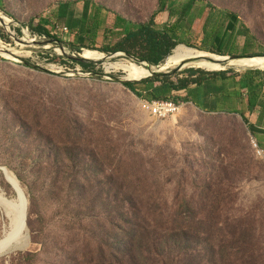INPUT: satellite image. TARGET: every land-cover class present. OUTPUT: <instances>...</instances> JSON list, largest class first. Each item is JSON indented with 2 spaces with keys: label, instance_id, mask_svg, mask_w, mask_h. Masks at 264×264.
<instances>
[{
  "label": "rangeland",
  "instance_id": "rangeland-1",
  "mask_svg": "<svg viewBox=\"0 0 264 264\" xmlns=\"http://www.w3.org/2000/svg\"><path fill=\"white\" fill-rule=\"evenodd\" d=\"M207 2L229 11L254 38L245 47L237 37L236 56L264 55V0H204L195 12ZM159 5L0 0L11 22L0 19V40L13 53H0V165L28 199L29 244L0 256V264H264V156L243 118L199 109L185 91L174 94L182 105L177 115L156 119L122 83L125 73L107 68L134 62L103 50L149 21ZM97 9L106 15L105 28L91 48L88 18ZM167 12L156 15L158 26L175 21ZM208 13L204 8L186 26L194 50L202 48ZM42 20L52 38L35 31ZM77 58L93 63L91 69ZM188 70L167 78L176 83ZM3 173L0 190L14 200ZM187 206L194 218L188 253L163 236V223L125 214ZM7 225L0 207V240Z\"/></svg>",
  "mask_w": 264,
  "mask_h": 264
},
{
  "label": "trees",
  "instance_id": "trees-1",
  "mask_svg": "<svg viewBox=\"0 0 264 264\" xmlns=\"http://www.w3.org/2000/svg\"><path fill=\"white\" fill-rule=\"evenodd\" d=\"M204 0H159L158 10L151 16L150 20L133 25L132 28L123 35L120 34L119 41L110 49H104L106 53L124 52L135 56L136 58L147 61L150 64L157 66L161 64L168 56L172 54L174 48L178 45H187V24L192 21L195 15L201 18L202 10L207 8L209 13L204 21L203 40L200 52H206L221 56H236L235 49L236 38L242 37L245 39V47L248 44L255 42L249 30L245 27H236L233 24V18L227 10H220L210 3H204L200 12H195L198 2ZM168 11L171 18L175 21L158 28L155 22V17L160 12ZM196 13V14H195ZM105 13L98 10L93 17H90L88 24V38L92 41V47L95 48L99 30L104 28ZM48 20H42L35 27V31L40 35L52 38L51 33L46 26ZM117 29L122 27H116ZM223 44L220 48L218 42ZM224 47V48H223ZM90 48V47H89ZM223 48V50H222ZM245 54V53H244ZM240 57H264V55L240 56ZM1 59V58H0ZM87 70L91 69L93 63L80 62ZM188 77L175 82L169 78H155L136 83H125L124 85L131 90L138 98L151 100H174V94L185 92L188 101H191L195 106L200 107L196 98L202 97L204 94L227 95L232 99H242L244 95L247 97V102L250 108L254 109L261 99H264V71L247 70L239 73L229 69L224 72H205L202 70H188ZM159 84L156 86V84ZM222 84V85H219ZM235 85L240 88L239 93L236 89L231 92L227 85ZM264 103V100H262ZM207 111L206 109H203ZM228 113H237L227 111ZM243 120L248 124L247 119L243 116ZM137 218L143 214V218L150 220L152 223H163L162 232L164 237L171 239L177 245L181 253H188L189 238L191 236L194 218L192 208L171 209V210H139L138 208H130L129 214ZM236 248L239 247V242H236ZM254 256H249L248 259L252 262Z\"/></svg>",
  "mask_w": 264,
  "mask_h": 264
},
{
  "label": "bare ground",
  "instance_id": "bare-ground-1",
  "mask_svg": "<svg viewBox=\"0 0 264 264\" xmlns=\"http://www.w3.org/2000/svg\"><path fill=\"white\" fill-rule=\"evenodd\" d=\"M0 19L3 20L5 23L6 22L11 23L10 19L4 16L2 13H0ZM97 52L100 55H102L100 51ZM0 53L4 55L7 54L13 55L11 49L3 46L1 40H0ZM102 56L106 58V55L104 53ZM209 57H213V56L205 52H200L198 50L188 48L186 47V45H179L174 49L173 53L170 56H168L163 63L160 64L159 67L147 66L145 64H138L135 61L134 62L128 61L130 62L128 63L127 60H125L118 63L107 65V68L122 70L125 73L124 80L126 81H136V80L144 79L146 77L149 78L154 71L167 73L172 71V70H167L168 68L171 67L177 68L181 65L182 66L186 65L185 68H189L197 65L198 68L209 71H217V70L219 71L225 69L224 67L221 68L220 66L211 65L204 61L198 63H189L191 62V60H194L193 58L197 59V58H209ZM220 58L221 57L215 59L220 60ZM227 66L234 67L237 69H244V70L252 69V68L264 69V58H249V59L235 60L229 62ZM5 173L7 175L9 182L12 185V188L16 193V198L14 200H9L5 197L3 191L0 190V207L4 210L5 215L8 219L7 229L5 230V233L2 239L0 240V256L7 255L9 253H14L16 251H22L29 245V244L27 245L28 228L26 224L27 212H28V199L26 195L21 193L20 190L21 187L20 185L19 186L17 185L18 179L16 178V176L12 172L7 171V169L3 173V175H5Z\"/></svg>",
  "mask_w": 264,
  "mask_h": 264
},
{
  "label": "crops",
  "instance_id": "crops-1",
  "mask_svg": "<svg viewBox=\"0 0 264 264\" xmlns=\"http://www.w3.org/2000/svg\"><path fill=\"white\" fill-rule=\"evenodd\" d=\"M165 12L166 11L160 12L159 14H162V16H165ZM168 16H169V13H168ZM162 18H165V17H162ZM167 20H168V17H166V20L164 22H166ZM88 21H89V18H88ZM164 22H162V24ZM117 27H122V28H119V29L115 28L116 31L123 32V26L117 25ZM161 27L158 26V28H161ZM104 28L99 30L98 38H100L101 31H103ZM219 85H222V84H219ZM227 87L230 89L231 92H233L236 89V91L239 93L240 88L235 87L234 84L233 85L228 84ZM262 100L264 99H261V103H259L254 109H252L248 105L246 95H244L242 99H232L228 97L227 95L218 96V95L206 93L202 97L200 96L196 98L197 103L200 105V107H198L199 109H202V110L206 109L212 112L233 111V112H237V114H239L242 118L244 116L248 121L247 125L249 126V129L251 131V134L254 140L257 142L260 149H262L264 152V103Z\"/></svg>",
  "mask_w": 264,
  "mask_h": 264
},
{
  "label": "water",
  "instance_id": "water-1",
  "mask_svg": "<svg viewBox=\"0 0 264 264\" xmlns=\"http://www.w3.org/2000/svg\"><path fill=\"white\" fill-rule=\"evenodd\" d=\"M179 46V45H178ZM177 47V46H176ZM175 47V48H176ZM174 48V49H175ZM174 51V50H173ZM173 51H172V53H173ZM115 54H125V55H127L128 57H130V59H132L133 61H135V62H137V63H141V64H145V65H147V66H154V65H152V64H150L149 62H147V61H142V60H140V59H138V58H136V57H133V55H130V54H127V53H124V52H116ZM249 58H262V57H249ZM248 57H240V56H228V57H221L220 58V60H216L214 57H209V58H193L194 60H191V62H189V63H198V62H202V61H204V62H206V63H209V64H211V65H217V66H220L221 68H225V66H227L228 64H229V62H231V61H235V60H241V59H249ZM77 60H79V61H83V62H86L87 60H85V59H81V58H77ZM166 60V59H165ZM164 60V61H165ZM160 66V64L159 65H157L156 67H159ZM186 67V65H181V66H179V67H177L176 69H174L173 71H171V72H153L152 74H151V76L148 78V77H146V78H144V79H141V80H136V81H126V80H122V83L123 84H125V83H136V82H141V81H146V80H149V79H155V78H167V77H172V76H175V75H177V73H179V72H181V71H183L184 69H186L185 68ZM189 69H199V70H204V69H201V68H195V67H189ZM229 70V69H228ZM247 70H260V71H264V69H259V68H252V69H245L244 71H247ZM206 72H209V73H213V72H224V71H227V69L225 68V69H222V70H217V71H209V70H205ZM127 88V87H126ZM128 89V88H127ZM129 91H130V93L131 94H133L132 92H131V90L130 89H128ZM134 96H135V94H133ZM0 169H2V171L3 172H5L6 171V169H7V167L6 166H2V165H0ZM17 185L19 186V182L17 181ZM20 190H21V193L22 194H24L23 193V190L20 188Z\"/></svg>",
  "mask_w": 264,
  "mask_h": 264
},
{
  "label": "built area",
  "instance_id": "built-area-1",
  "mask_svg": "<svg viewBox=\"0 0 264 264\" xmlns=\"http://www.w3.org/2000/svg\"><path fill=\"white\" fill-rule=\"evenodd\" d=\"M65 31H68V28H65ZM64 30V29H63ZM145 108L156 119H166L168 117H173L177 115L182 108L181 103L174 100H151L144 101ZM256 147L258 148L259 154L264 156V152L258 146L257 142L254 140Z\"/></svg>",
  "mask_w": 264,
  "mask_h": 264
}]
</instances>
